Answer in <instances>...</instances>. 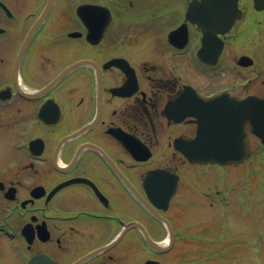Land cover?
Masks as SVG:
<instances>
[{
    "label": "flooded vegetation",
    "instance_id": "1",
    "mask_svg": "<svg viewBox=\"0 0 264 264\" xmlns=\"http://www.w3.org/2000/svg\"><path fill=\"white\" fill-rule=\"evenodd\" d=\"M117 1L54 0L16 70L19 47L47 0H0V128L23 126L12 148L10 132L0 148V264H184L183 255H175L184 244V233L181 239L177 233L184 229L181 202L192 164L184 150L199 128L192 112L216 116L250 94L249 69L262 72L264 84V54L257 52L264 51V16H253L251 50H227L238 55L203 63L204 74L193 71L188 50L177 47L184 37L170 39L175 25L162 33L168 15L157 12L154 23L152 16L119 13L134 1ZM84 3L97 6L79 13ZM239 4L260 6L257 0ZM193 28L196 39L200 30ZM159 37L166 39L164 49H137L138 42L145 47ZM198 48L189 50L197 59ZM195 89L227 97L207 108ZM174 201L181 206L177 220ZM161 217L176 232L169 251L151 247L140 228L127 227L139 221L162 241Z\"/></svg>",
    "mask_w": 264,
    "mask_h": 264
},
{
    "label": "rangeland",
    "instance_id": "2",
    "mask_svg": "<svg viewBox=\"0 0 264 264\" xmlns=\"http://www.w3.org/2000/svg\"><path fill=\"white\" fill-rule=\"evenodd\" d=\"M62 1L67 0H58ZM140 1L145 3V0ZM176 2L184 3L185 0H171V4ZM149 8L144 7L139 13ZM251 20L252 18L247 16L241 23V29L249 25ZM152 21L157 23L155 15ZM175 22V18L164 20L162 33H166ZM245 32L243 37L227 41L225 57L238 55L229 54L227 50L232 47L244 49L246 52L252 49V45L256 43L257 31ZM234 33L237 34V31ZM247 35L254 36L244 38ZM165 47L166 39L160 38L145 47H142L140 42L137 45V49H144L149 54ZM62 52L64 53V49L60 46L58 53ZM195 69L193 67V71ZM263 86L262 82L257 81L251 90L259 92V88ZM22 122L25 125L27 120ZM22 128V124L19 123L12 124L7 129L0 128V148L3 146L4 133H11L9 143L12 148L13 142L16 141L14 139L16 131ZM255 150V155L249 161L242 166H240L242 163L229 165L230 168H225V172L216 173L217 169L221 170L220 166L205 169L203 165L190 168L184 189L183 215H186L180 219L185 228L182 229L184 238L181 241L184 244L181 243L180 254L177 256L183 255L182 261L185 260V264H264V158L260 159V148L256 147ZM195 183L201 191L200 194L194 186ZM218 190L222 191L221 194L217 193ZM208 193L211 194L207 195ZM180 209L176 202L171 215H181ZM183 236H180V239ZM174 251L176 253L177 248Z\"/></svg>",
    "mask_w": 264,
    "mask_h": 264
},
{
    "label": "water",
    "instance_id": "3",
    "mask_svg": "<svg viewBox=\"0 0 264 264\" xmlns=\"http://www.w3.org/2000/svg\"><path fill=\"white\" fill-rule=\"evenodd\" d=\"M198 3L202 4L201 9L207 13L206 17L203 16L206 19L202 22L208 28L204 29L203 37V44L206 45L203 51H206L212 40H214L216 33L226 30L239 16L240 10L236 0H201L194 2L191 6L192 9L188 12L189 16L190 14L193 15L194 8ZM217 7H220V9ZM216 23L218 26L213 28L212 25ZM218 47L220 48V44H218ZM24 48L25 46L22 47L21 53ZM218 98L220 97L204 98L202 102L208 108L212 106V102H217L216 99ZM237 108L250 110L246 113L239 112L241 122L250 121L252 125H255L254 130L263 137L264 141V98L250 96L240 101ZM192 113L198 115L201 129H204L207 122H209V126L207 129L205 127L206 131L200 130L196 139L187 142L185 153L190 158L207 161L219 157L221 160L239 161L249 155V142L245 132L240 134L241 139H230L228 135L214 132L217 129L212 124L211 116L201 114L198 111Z\"/></svg>",
    "mask_w": 264,
    "mask_h": 264
},
{
    "label": "trees",
    "instance_id": "4",
    "mask_svg": "<svg viewBox=\"0 0 264 264\" xmlns=\"http://www.w3.org/2000/svg\"><path fill=\"white\" fill-rule=\"evenodd\" d=\"M188 262V261H187Z\"/></svg>",
    "mask_w": 264,
    "mask_h": 264
}]
</instances>
